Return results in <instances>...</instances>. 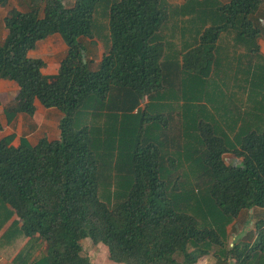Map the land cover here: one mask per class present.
Listing matches in <instances>:
<instances>
[{"label":"trees","instance_id":"16d2710c","mask_svg":"<svg viewBox=\"0 0 264 264\" xmlns=\"http://www.w3.org/2000/svg\"><path fill=\"white\" fill-rule=\"evenodd\" d=\"M44 1L11 10L0 43L9 123L35 100L63 114L59 140L0 139L6 264H94L86 239L114 264H264V220L254 243L229 232L264 209L262 0ZM55 34L68 51L48 76L28 54ZM83 39L105 48L96 70Z\"/></svg>","mask_w":264,"mask_h":264},{"label":"crops","instance_id":"0c3cea01","mask_svg":"<svg viewBox=\"0 0 264 264\" xmlns=\"http://www.w3.org/2000/svg\"><path fill=\"white\" fill-rule=\"evenodd\" d=\"M75 3V0H72ZM178 3L186 2L187 0H173ZM223 3H229L230 0H220ZM262 8L258 13L262 25H264V0H262ZM28 6V10H23V6ZM44 0H10L7 6H0V38L4 42L8 37V30L5 26V19L13 9H19L23 12H30L32 9H37L38 12ZM93 42V40H92ZM96 41L93 45H96ZM260 52L264 55V39L258 41ZM103 45V44H102ZM97 46V45H96ZM102 47V46H98ZM104 50V46L102 47ZM68 47L59 34L50 36L44 41L38 43L35 50L29 52L28 56L31 58L42 59L45 63L42 68L44 75H57L61 67V62L66 57ZM89 59L93 61L92 65L99 66L103 54L97 58L96 49L88 50ZM98 69V68H97ZM96 70V69H95ZM20 88L14 81L0 79V139H4L9 145L17 147L20 144L22 137H26L32 145H36L42 138H47L50 141L60 139L59 124L63 114L57 109L45 108L39 100H35L36 112L34 116L26 114H19L17 118L9 123L6 116V110L16 106V97L18 96ZM264 209L255 208L251 211H243L237 222H234L229 227L230 241L254 243L257 238L256 223L251 221L252 213H262ZM42 240H39L41 243ZM47 245H44L41 250L45 251ZM7 259L0 256V264H6ZM10 262V261H9ZM94 264H97L93 262ZM108 264L110 263L108 261ZM200 264H215L212 257L204 258Z\"/></svg>","mask_w":264,"mask_h":264},{"label":"rangeland","instance_id":"374dc122","mask_svg":"<svg viewBox=\"0 0 264 264\" xmlns=\"http://www.w3.org/2000/svg\"><path fill=\"white\" fill-rule=\"evenodd\" d=\"M171 4H178V5H182L184 4V2L182 3H178L175 2L173 0H168ZM183 1V0H182ZM64 4L67 7H72L74 5L72 0H63ZM29 4L27 6H23L22 5V9L23 10H28ZM44 8H45V1L44 4L42 5V7L39 10V15L40 17L44 16ZM1 36V35H0ZM0 40H2V37L0 38ZM97 42L96 45H93V42ZM89 40V39H83V43L86 45L88 50H92V47L96 49V55L97 58L99 59V57L103 54V52L105 53V50L102 48L103 45L101 42H99L98 40ZM0 43H2L0 41ZM98 46H102V47H98ZM92 70L97 69V65H91ZM238 160L235 159L233 156L231 155H226L225 156V162L228 165H236L238 162ZM251 221L253 222H258L259 220H264V211L262 213H252L251 214ZM82 245L84 248L85 253L91 258V260L97 264H108V250L105 246L99 244V245H95L91 240L86 239L82 241ZM200 264V262L198 263Z\"/></svg>","mask_w":264,"mask_h":264},{"label":"water","instance_id":"95a60500","mask_svg":"<svg viewBox=\"0 0 264 264\" xmlns=\"http://www.w3.org/2000/svg\"><path fill=\"white\" fill-rule=\"evenodd\" d=\"M83 58L85 59L86 58V55H85V52L83 51Z\"/></svg>","mask_w":264,"mask_h":264}]
</instances>
